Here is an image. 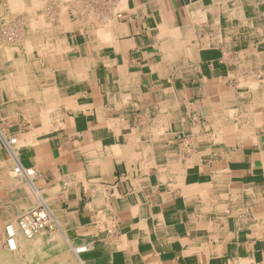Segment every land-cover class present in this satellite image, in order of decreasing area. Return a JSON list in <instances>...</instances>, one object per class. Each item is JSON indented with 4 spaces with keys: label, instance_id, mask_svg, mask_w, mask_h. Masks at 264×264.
Here are the masks:
<instances>
[{
    "label": "crops",
    "instance_id": "obj_1",
    "mask_svg": "<svg viewBox=\"0 0 264 264\" xmlns=\"http://www.w3.org/2000/svg\"><path fill=\"white\" fill-rule=\"evenodd\" d=\"M38 1L0 0V248L45 206L77 264H264V0Z\"/></svg>",
    "mask_w": 264,
    "mask_h": 264
},
{
    "label": "bare ground",
    "instance_id": "obj_2",
    "mask_svg": "<svg viewBox=\"0 0 264 264\" xmlns=\"http://www.w3.org/2000/svg\"><path fill=\"white\" fill-rule=\"evenodd\" d=\"M7 1V0H6ZM10 9H13V5L15 6V9L17 8L16 5H22L23 9H29L24 7L23 0H8ZM36 3L37 1L34 0ZM71 1V0H70ZM33 3V1H31ZM40 2V1H38ZM42 2V3H41ZM41 5L45 1H41ZM51 2V1H50ZM55 2V1H54ZM1 3V2H0ZM38 3V4H40ZM59 3V2H58ZM72 3V2H71ZM46 4V3H45ZM68 4V3H67ZM36 5V4H34ZM34 5H32L34 7ZM40 5V7H41ZM60 5V3H59ZM58 5V6H59ZM77 5V4H76ZM53 6V5H52ZM20 7V6H19ZM22 7H20L22 9ZM32 7V8H33ZM37 7V6H36ZM50 7V6H49ZM67 7V6H65ZM19 8V9H20ZM18 9V10H19ZM20 9V10H21ZM8 10V9H7ZM50 10V9H49ZM48 10V11H49ZM61 10V9H60ZM63 10V9H62ZM256 10V9H255ZM13 11V10H12ZM47 11V12H48ZM30 12V10H29ZM61 12V11H60ZM20 13V12H19ZM35 13V12H34ZM52 13V12H51ZM97 13V12H96ZM53 14V13H52ZM7 16V15H6ZM28 16V15H26ZM43 16V15H41ZM40 16V18H42ZM84 16V15H83ZM87 17V16H86ZM91 17V15H90ZM229 19L225 18L224 20H227V22H236L238 20L237 14H228ZM50 18V17H49ZM7 19V18H6ZM4 19V20H6ZM18 19V18H17ZM78 19V18H77ZM89 20V19H88ZM100 20V19H99ZM243 20V19H242ZM43 21V18H42ZM50 21V20H49ZM244 21V20H243ZM34 22V21H33ZM101 22V21H100ZM14 23V22H13ZM12 23V24H13ZM23 23V21H22ZM46 26L47 24L43 22ZM50 24V23H48ZM91 24V23H90ZM35 25V23H34ZM92 25V24H91ZM22 26V25H21ZM20 26V27H21ZM32 26V25H31ZM6 25L4 26V28ZM68 27V24H67ZM12 28V27H11ZM16 28V27H15ZM65 29V27H64ZM98 29V28H97ZM12 31L11 29H5L4 34H2V38L0 39V55L1 58L9 59L6 60V62H0V86H6L9 84V82L18 80L19 85L22 86L23 84V74L24 70L26 69L24 56L22 55V45H23V30L18 29ZM100 30V29H98ZM98 30H96L98 32ZM104 30V29H103ZM178 30V29H177ZM199 30V29H198ZM204 30V29H203ZM102 32V30L100 31ZM106 32V31H104ZM176 32V31H175ZM174 32V33H175ZM103 33V32H102ZM179 34V33H178ZM211 34V33H210ZM103 35V34H102ZM171 35V34H170ZM175 35V34H174ZM169 36V35H168ZM177 36V35H175ZM174 36V39L176 38ZM102 37V36H101ZM178 37V36H177ZM214 38V37H213ZM189 40V39H188ZM215 40V39H214ZM179 42V41H178ZM187 42V41H186ZM197 42V41H196ZM57 43V42H56ZM181 43V42H180ZM189 43V42H188ZM178 44V43H177ZM197 44V43H195ZM75 45V44H74ZM219 45V44H218ZM198 46V45H197ZM162 48V47H161ZM84 49V48H83ZM72 50V49H71ZM246 50V49H245ZM248 50V49H247ZM246 50V51H247ZM250 50V49H249ZM248 50V51H249ZM57 51V50H56ZM251 51V50H250ZM235 52V51H234ZM224 54V53H223ZM86 56V55H85ZM232 57V56H231ZM228 59V58H227ZM226 59V60H227ZM236 59V58H235ZM232 61V60H231ZM236 61V60H235ZM246 61V60H245ZM49 64V63H48ZM249 68V67H248ZM247 70V68H246ZM258 70V69H257ZM236 71V70H235ZM248 71V70H247ZM240 73V72H239ZM232 74V72H231ZM236 73L235 75H237ZM249 74V73H248ZM228 75V74H226ZM252 75V74H251ZM14 78L16 79H13ZM248 76V75H247ZM246 76V77H247ZM239 77V76H238ZM242 77V75H241ZM240 77V78H241ZM250 77V76H249ZM242 79V78H241ZM237 80H240L237 78ZM236 80V81H237ZM264 80V79H263ZM221 81V80H220ZM241 81V80H240ZM223 82V81H222ZM241 83V82H239ZM239 83L237 85H239ZM250 84V82H248ZM253 83V81H252ZM256 83V81L254 82ZM253 83V84H254ZM243 84V80L242 83ZM253 84H251L253 86ZM257 84V83H256ZM254 84V85H256ZM263 84V83H262ZM24 86V85H23ZM264 86V85H263ZM255 87V86H254ZM25 88V87H24ZM221 88V87H220ZM264 88V87H262ZM227 90V89H226ZM219 91V89H218ZM224 90H220V92ZM217 94V93H214ZM218 95V94H217ZM225 95V94H224ZM234 96V95H233ZM236 96V95H235ZM210 98V97H209ZM215 99V97H214ZM220 100V99H219ZM218 100V102H220ZM251 100V99H250ZM248 101V100H247ZM253 101V100H252ZM215 102V101H214ZM213 104V103H212ZM253 107V106H252ZM257 107V106H256ZM253 109V108H252ZM262 109V108H261ZM231 110V109H230ZM255 110V109H254ZM229 111V109H228ZM232 111V110H231ZM229 114L231 112H228ZM233 113V111H232ZM236 113V110H235ZM245 113V112H244ZM252 113V112H251ZM254 113V112H253ZM255 115L257 114L254 113ZM259 115V112H258ZM241 116V113H240ZM254 116V115H253ZM230 117V116H229ZM234 117V116H233ZM242 117V116H241ZM258 117V116H257ZM244 118V116H243ZM256 119V117H255ZM258 119V118H257ZM259 120V119H258ZM261 120V119H260ZM259 120V122H260ZM247 121V120H246ZM258 122V123H259ZM247 123V122H246ZM257 124V123H256ZM261 124V123H260ZM232 125V124H231ZM230 125V126H231ZM235 125V124H234ZM227 126V125H225ZM229 126V127H230ZM254 126V125H253ZM264 126V125H263ZM214 127V126H213ZM224 127V126H223ZM228 127V128H229ZM221 128V127H220ZM263 129V128H262ZM219 130V129H217ZM236 130V129H235ZM214 131V130H213ZM212 131V132H213ZM223 132V130H221ZM240 131V130H239ZM234 132V131H233ZM235 133V132H234ZM213 135V133L211 134ZM243 134H241L242 136ZM218 137V135L216 136ZM215 140V139H214ZM225 140V139H224ZM227 142V141H226ZM227 162V161H226ZM45 207V206H44ZM32 212V211H31ZM51 213V211L49 210ZM30 213V212H29ZM27 213V214H29ZM26 214V213H25ZM23 217V216H22ZM21 217V218H22ZM18 219L14 221H10L5 224V237L4 240H2V243L5 245L2 248H0V264H77L76 263V256L77 250H73V254L62 248V244L65 241V239L61 238L60 236H57V242L51 243V237H47L44 233V230L46 227H40L41 225H35L32 222V219L30 217H27L26 219ZM53 225H49L48 228H56L58 226L53 214L51 213V221ZM63 233V232H62ZM65 235V234H64ZM63 235V236H64ZM54 238H56V235H52ZM66 238V236H64ZM82 248H84L82 246ZM79 247V249H82ZM78 249V248H77ZM78 249V250H79ZM70 250V249H69ZM79 259V258H78ZM83 261V260H82Z\"/></svg>",
    "mask_w": 264,
    "mask_h": 264
},
{
    "label": "built area",
    "instance_id": "obj_3",
    "mask_svg": "<svg viewBox=\"0 0 264 264\" xmlns=\"http://www.w3.org/2000/svg\"><path fill=\"white\" fill-rule=\"evenodd\" d=\"M11 142H15V139H12ZM32 170H28L23 168L22 166H17L16 168V172L18 174H27ZM27 217H30L32 219V222L35 225H41L40 227H49V225H53L50 221H51V213L49 212V209L42 207V208H36L33 212H31L30 214H27L25 216H23L21 219H26ZM54 226V225H53ZM52 228V227H50Z\"/></svg>",
    "mask_w": 264,
    "mask_h": 264
}]
</instances>
